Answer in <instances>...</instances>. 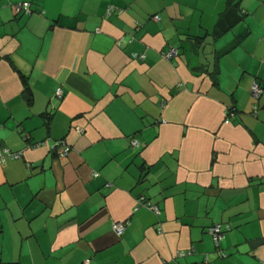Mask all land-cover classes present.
I'll use <instances>...</instances> for the list:
<instances>
[{
	"label": "crops",
	"instance_id": "0c3cea01",
	"mask_svg": "<svg viewBox=\"0 0 264 264\" xmlns=\"http://www.w3.org/2000/svg\"><path fill=\"white\" fill-rule=\"evenodd\" d=\"M5 149L0 264H264V0H0Z\"/></svg>",
	"mask_w": 264,
	"mask_h": 264
},
{
	"label": "built area",
	"instance_id": "2783aa9c",
	"mask_svg": "<svg viewBox=\"0 0 264 264\" xmlns=\"http://www.w3.org/2000/svg\"><path fill=\"white\" fill-rule=\"evenodd\" d=\"M29 7V3L28 2H20L18 4L15 5V11L19 12V11H25L26 13L29 12L28 10ZM154 18H158V16H154ZM177 54V49L175 48H170L167 52H165V56L167 59H171L173 57H175ZM140 57H142L143 55H139ZM263 93L262 88L260 87V85L257 82H253L251 85V89H250V94L252 96V98L254 100H257L259 98V96ZM62 91L61 89H57L56 91V95L58 97H61ZM254 110L257 109V105L254 104L253 106ZM232 115V112L230 110L226 111V118H225V123L229 122V117ZM133 144H136V141L133 142ZM62 145V151L60 152V155H65L68 153L69 147L66 146V144L63 141H58V143H56V146H61ZM56 148V147H55ZM21 156V153L19 152H12L9 151L8 149L2 150L0 151V163H5V161L7 159H18ZM138 205L141 206H145L151 210H153L156 214L160 213V210L158 208V206L156 204H152L148 201H145L144 199H140L138 201ZM124 231V226L122 224H115L113 227V232L120 236ZM209 232L212 236V239L214 241V244L216 246H219V243L221 241V239L223 238L224 232H223V227L222 225H214L209 229ZM218 253L220 255H222V251L218 250ZM179 255H183L184 252H179ZM204 260H208V257L205 256ZM82 264H89L87 260H85Z\"/></svg>",
	"mask_w": 264,
	"mask_h": 264
},
{
	"label": "trees",
	"instance_id": "16d2710c",
	"mask_svg": "<svg viewBox=\"0 0 264 264\" xmlns=\"http://www.w3.org/2000/svg\"><path fill=\"white\" fill-rule=\"evenodd\" d=\"M22 2H28L29 3V7H28V10H29V12L28 13H26L24 10L22 11H19V12H16V13H21V14H30L31 13V11H32V9H31V2L30 1H22ZM229 110V109H228Z\"/></svg>",
	"mask_w": 264,
	"mask_h": 264
}]
</instances>
